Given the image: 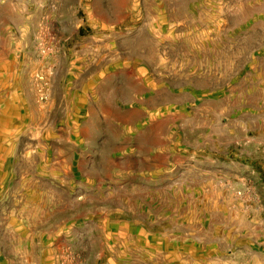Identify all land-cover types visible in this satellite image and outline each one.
I'll use <instances>...</instances> for the list:
<instances>
[{"label": "rangeland", "instance_id": "rangeland-1", "mask_svg": "<svg viewBox=\"0 0 264 264\" xmlns=\"http://www.w3.org/2000/svg\"><path fill=\"white\" fill-rule=\"evenodd\" d=\"M0 264H264V0H0Z\"/></svg>", "mask_w": 264, "mask_h": 264}, {"label": "built area", "instance_id": "built-area-1", "mask_svg": "<svg viewBox=\"0 0 264 264\" xmlns=\"http://www.w3.org/2000/svg\"><path fill=\"white\" fill-rule=\"evenodd\" d=\"M45 98V95L42 90H39V100H43Z\"/></svg>", "mask_w": 264, "mask_h": 264}]
</instances>
